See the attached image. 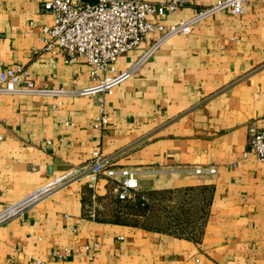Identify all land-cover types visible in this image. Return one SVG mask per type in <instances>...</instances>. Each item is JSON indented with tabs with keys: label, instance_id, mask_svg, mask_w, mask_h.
Instances as JSON below:
<instances>
[{
	"label": "crops",
	"instance_id": "0c3cea01",
	"mask_svg": "<svg viewBox=\"0 0 264 264\" xmlns=\"http://www.w3.org/2000/svg\"><path fill=\"white\" fill-rule=\"evenodd\" d=\"M216 1L186 0L161 24ZM242 7L241 15L221 12L188 37L167 39L104 96L108 123L101 129L93 128L96 97L0 96V208L82 168L98 151L134 171L140 193L190 188L207 195L199 238L106 221L117 186L101 176L94 189L74 180L23 219L1 225L0 264H264V163L248 144V128L264 125V0ZM51 24L40 0H0V71L22 66L43 89L91 87L84 59L69 64L34 53ZM158 37L148 35L120 57L112 75ZM197 167L216 173L195 175Z\"/></svg>",
	"mask_w": 264,
	"mask_h": 264
},
{
	"label": "built area",
	"instance_id": "2783aa9c",
	"mask_svg": "<svg viewBox=\"0 0 264 264\" xmlns=\"http://www.w3.org/2000/svg\"><path fill=\"white\" fill-rule=\"evenodd\" d=\"M40 1L43 11L52 17V24L42 28V45L41 48L34 49V53H49L61 57L69 64L84 59L89 66L92 86L73 92L38 88L28 78L27 69L16 65L0 71V96L96 97L99 115L93 128L101 129L108 123L104 96L112 94L117 85L137 73L140 66L167 39L175 35L188 37L195 25L221 12L241 15L246 0H218L199 9L190 18L170 26H164L161 20L185 6L186 0H96L94 4L81 0ZM154 33L159 34V37L142 56L128 69L112 75L118 59L137 49L148 35ZM248 144L256 160L264 163V125L248 128ZM192 172L195 175H214L216 170L197 167ZM101 176L117 186L116 198L120 201L140 193L134 171L113 166V158L95 151L82 168L69 170L19 200L3 205L0 208V226L13 219H23L30 208L74 180H85L94 189ZM92 201H97L94 194ZM90 217H95L94 211L90 213Z\"/></svg>",
	"mask_w": 264,
	"mask_h": 264
},
{
	"label": "trees",
	"instance_id": "16d2710c",
	"mask_svg": "<svg viewBox=\"0 0 264 264\" xmlns=\"http://www.w3.org/2000/svg\"><path fill=\"white\" fill-rule=\"evenodd\" d=\"M196 192L194 189H185L181 191H152L147 194L137 193L133 198L120 201L117 198L112 201V205L107 210L106 221L113 224H120L124 226L142 228L148 231H157L163 233H169L171 235L197 240L201 235V231L204 225V221L207 215L208 196L206 195V208L204 215L199 219H195L192 216L191 208H188L187 212L183 210L185 218L181 219L177 216L173 210L162 208V213H166L167 216L164 220L159 217V207H161V201L158 200V196L171 195L176 193H191ZM159 210V211H158ZM94 220H98L95 215ZM165 221V222H164Z\"/></svg>",
	"mask_w": 264,
	"mask_h": 264
},
{
	"label": "rangeland",
	"instance_id": "374dc122",
	"mask_svg": "<svg viewBox=\"0 0 264 264\" xmlns=\"http://www.w3.org/2000/svg\"><path fill=\"white\" fill-rule=\"evenodd\" d=\"M206 195L201 192H191V193H176L174 196L171 195H161L158 196V200L161 201L158 210L159 217L167 216L166 213H162V208L173 210L177 216H180L181 219H184L185 214H183V210L187 212L188 208H191V212L193 213L195 219H199L202 215H204L206 208ZM165 222V221H164Z\"/></svg>",
	"mask_w": 264,
	"mask_h": 264
},
{
	"label": "water",
	"instance_id": "95a60500",
	"mask_svg": "<svg viewBox=\"0 0 264 264\" xmlns=\"http://www.w3.org/2000/svg\"><path fill=\"white\" fill-rule=\"evenodd\" d=\"M96 0H88V3L94 4Z\"/></svg>",
	"mask_w": 264,
	"mask_h": 264
}]
</instances>
